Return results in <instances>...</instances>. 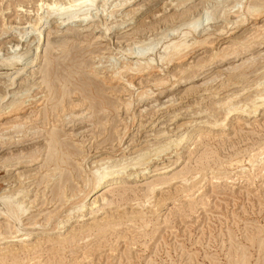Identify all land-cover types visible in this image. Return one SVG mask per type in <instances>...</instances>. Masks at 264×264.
Masks as SVG:
<instances>
[{"label": "rangeland", "instance_id": "rangeland-1", "mask_svg": "<svg viewBox=\"0 0 264 264\" xmlns=\"http://www.w3.org/2000/svg\"><path fill=\"white\" fill-rule=\"evenodd\" d=\"M71 1L0 0V264H264V0Z\"/></svg>", "mask_w": 264, "mask_h": 264}, {"label": "bare ground", "instance_id": "bare-ground-1", "mask_svg": "<svg viewBox=\"0 0 264 264\" xmlns=\"http://www.w3.org/2000/svg\"><path fill=\"white\" fill-rule=\"evenodd\" d=\"M94 1L95 0H72L71 2L68 3L67 6L60 8V10H58L59 8L56 7V6H52L51 9L53 11L52 14H55V15H59V14H65L66 17V22L67 24L70 23V22H73L74 19L77 18V16H80L82 15V19H80L79 21L80 22H84L86 21V23H84L85 25H87L88 23H90L92 20V15H91V12H86V11H89L90 9H92L93 7V4H94ZM192 1V0H191ZM107 0H104V3L106 4ZM259 7V6H258ZM58 8V9H57ZM252 13L255 14V16H260L263 14L264 12V9H260L257 7L253 8L251 7V10ZM49 12V11H48ZM48 13L49 15L51 14ZM81 12V13H80ZM83 12V13H82ZM80 13V14H79ZM241 14V13H240ZM48 15V16H49ZM54 15V16H55ZM53 16V15H52ZM238 16V15H237ZM239 16H242V15H239ZM208 17L207 16L204 20L201 18V19H196L190 23H188V27L193 31V32H196L198 31L201 27V25L203 24L204 25V22H206V20L208 21ZM79 18V17H78ZM242 18V17H241ZM238 19V18H237ZM69 21V22H68ZM240 21V19H239ZM81 23V24H82ZM208 23V22H207ZM210 23V22H209ZM204 29V28H203ZM202 31V29H201ZM260 31V30H259ZM260 33V32H259ZM258 35V33H257ZM260 36V35H259ZM204 39V38H203ZM143 43V42H142ZM196 43V42H195ZM186 46L188 45L186 42H180L178 44H174V45H170V46H167L166 50H168L170 48V60H179L180 59L183 61L184 59H182L184 57V54H182L181 52V48H183V46ZM142 45V50L141 52L137 55V57H142L144 56L148 50H149V46L151 44L149 43H143L141 44ZM196 47V46H195ZM247 48V47H246ZM185 52V51H184ZM20 57L21 56H17V57H10V58H6L4 59L0 65H3V66H6V67H13L15 68V66L17 65V62H20ZM150 60V59H149ZM161 60V59H160ZM137 62V61H136ZM27 63V62H26ZM172 63V62H171ZM139 64V63H137ZM140 65V64H139ZM26 66H22L18 69H16V72H15V76L19 75V74H22L24 72V69H25ZM154 67V66H153ZM52 68V67H51ZM54 68V67H53ZM15 82L14 80V76L10 78V83L9 85H13ZM263 84V83H262ZM26 94H27V91H25ZM14 93V92H13ZM30 94V93H29ZM28 96V95H27ZM5 97V96H3ZM256 97V96H255ZM254 97V98H255ZM25 100H12L11 103H10V106H9V109L6 110V111H2L0 112V120L3 119V117H7L9 118L10 116L14 115L15 114H19V112L21 111H24L26 105L24 104ZM245 103V102H244ZM79 105V104H78ZM264 105V96L262 95H258L253 101H252V105L249 107L250 109L247 110L246 108L242 109V110H239L240 112H256L258 110L259 107L263 106ZM230 106V105H229ZM7 109V108H6ZM238 108L237 107H233L231 109L228 110V115H232V114H235L237 112ZM239 112V113H240ZM83 114V112H82ZM20 115V114H19ZM228 115L226 116V119H228ZM17 117V116H16ZM19 119V118H18ZM225 120V119H224ZM223 120V121H224ZM221 124H224L225 121ZM218 123V122H217ZM217 123L213 124L214 126L217 125ZM21 127L20 124H14V125H8L6 126L5 128H12V129H16L17 131L20 130L19 128ZM213 127V126H212ZM167 132V131H166ZM188 134V133H187ZM192 134L189 132V134L187 136H184V137H180V138H176V139H173V140H170L168 141L166 144L164 145H160V147L156 148L154 153L156 155H159L160 153L164 152L165 150H168L169 147H171L172 145H175V146H179L180 144L184 143V141L188 140L190 138ZM149 155V153H147ZM261 154V153H260ZM257 155H255L256 157ZM151 157V156H150ZM130 158V157H129ZM149 158V157H148ZM146 157V155H144V152L143 154L139 155L138 158L136 159H131V161L129 162H125L123 164H119V165H115V166H106V167H103L101 169H99L96 173H97V178H98V181H97V186H98V191H101L103 189V187H105L106 184L108 181H110L111 179H116L120 176V174H124L126 169L128 167H136V166H142V165H145V164H148L150 163V159H148ZM262 158V157H261ZM145 167V166H144ZM138 168V167H137ZM132 169V168H131ZM129 170V169H128ZM134 170V169H133ZM143 170V169H142ZM127 172V171H126ZM134 172V171H133ZM125 175V174H124ZM151 189V188H150ZM90 196V195H89ZM2 200H3V204L6 206V208L13 212V204L15 201L11 200L9 197H2ZM93 204V203H92ZM16 206L18 208V210H20L22 213H24L25 211H27V208H26V205L23 206V202H20V201H17L16 202ZM73 212V211H72ZM71 212V213H72ZM75 212V211H74ZM69 213V212H68ZM70 215V213H69Z\"/></svg>", "mask_w": 264, "mask_h": 264}]
</instances>
